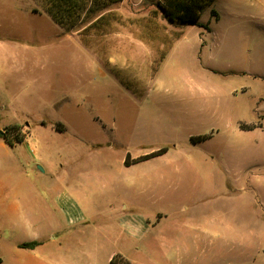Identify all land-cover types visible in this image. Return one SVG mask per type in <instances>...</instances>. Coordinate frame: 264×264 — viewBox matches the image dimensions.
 <instances>
[{"label":"rangeland","instance_id":"rangeland-1","mask_svg":"<svg viewBox=\"0 0 264 264\" xmlns=\"http://www.w3.org/2000/svg\"><path fill=\"white\" fill-rule=\"evenodd\" d=\"M106 13L112 29L91 32L85 46L42 3L0 0V132L18 124L25 139L16 148L0 139V193L5 199L12 188L39 189L54 164L76 156L84 175L104 172L123 182L116 199L128 207V220L156 221L161 212L193 221L202 234L206 221L220 224V235L185 253L181 231L169 251L146 235L154 251L142 250L135 264H264V196L252 189L263 180L253 179L243 160L264 131L240 128L264 126V0H213L196 25L185 27L147 0H122ZM229 141L240 159L223 163ZM163 149L125 166L127 156L132 163ZM207 155L217 171L207 163L214 189L205 194L198 192L206 182L202 164L193 161ZM109 205L99 202L100 209ZM13 219L0 206L1 264H37L28 255L36 260L41 252L20 248L31 232ZM94 264L110 263L98 255ZM118 264L129 262L119 257Z\"/></svg>","mask_w":264,"mask_h":264},{"label":"crops","instance_id":"crops-1","mask_svg":"<svg viewBox=\"0 0 264 264\" xmlns=\"http://www.w3.org/2000/svg\"><path fill=\"white\" fill-rule=\"evenodd\" d=\"M247 126L255 127L246 132L264 131L261 123ZM227 146L230 148V154L224 156L221 161L223 163L239 161L240 155L236 150L234 151L233 142H227ZM249 148L248 155L243 159L246 169L251 170L250 175L253 179L263 180L257 189L254 186L252 189L253 192L260 191L264 196V137L259 136L257 140H253ZM216 156L222 157L221 153ZM87 158L94 159L93 156ZM79 160L78 157L73 156L60 160L59 164H54L50 169L49 178L39 189L31 186L12 188L7 191L5 199L0 193V206L10 215H16L18 218L13 219L14 226L18 227L21 224L22 228L31 232L30 240L26 243H39L34 249H25L41 252L36 260L29 254L28 256L34 261L28 263L94 264L96 256L103 255L110 264L114 257L124 258L129 264H135L134 259L142 255V250L151 249L145 243L146 240L143 241L146 235L159 238L163 243L162 249L169 251L175 248L171 246L175 230L181 231L184 244L182 252L185 253L190 252L191 246L199 247L200 243L212 240L213 235L221 234L220 224L216 220L206 221L201 226L207 230V234L198 232L200 227L191 220L180 223L169 220L167 214L161 212L158 213L156 221L145 218L128 220L130 218L127 214L128 207L118 203L116 199L119 192L125 193L123 182L119 181L118 176L112 177L104 172L98 175H84L78 167L82 162ZM194 160L193 162L202 164L201 174L206 177L204 187L199 188L198 192L206 194L213 191L212 180L207 181L208 171L210 172L207 163H214L213 169L216 173L215 161L208 155L195 157ZM89 161L88 163H92L91 160ZM237 173L238 168L231 167V176L235 177ZM105 183L106 189L101 190V186L104 187ZM134 188L136 191V186ZM190 190L191 194L197 192L196 188ZM101 201H110L107 209H100ZM189 206L191 210L197 208L192 202ZM253 206V203L249 205V207ZM95 217L108 220L95 224L93 221ZM49 241L52 245L48 246L46 242ZM111 242L117 245L104 250L105 245Z\"/></svg>","mask_w":264,"mask_h":264},{"label":"trees","instance_id":"trees-1","mask_svg":"<svg viewBox=\"0 0 264 264\" xmlns=\"http://www.w3.org/2000/svg\"><path fill=\"white\" fill-rule=\"evenodd\" d=\"M43 4L44 10L50 15L52 20L61 28L68 31H77L83 39L84 45L89 46L87 37L93 31L106 32L108 34L112 29L113 15L106 13L110 6L120 3L122 0H36ZM152 1L164 19L176 26H193L201 19V13L203 9L211 5L213 0H147ZM87 19H91L89 24L84 30L78 29L80 24ZM181 36L178 35L177 39ZM167 53L162 57L161 61H164ZM255 126H247L240 124V128L243 131H249L254 129ZM21 126L16 124L6 129L5 134L0 132V139L11 148H16L19 144H22L25 139L21 137ZM11 134H16L17 138H11ZM210 137H204L199 139H192L195 142L205 141ZM166 149L152 153L145 157L139 158L130 163L129 156L125 160L126 166H131L139 162L147 161L149 159L158 157L166 153ZM39 245L38 242H31L21 244L20 248L34 249ZM118 258L114 257L111 260V264H118ZM2 260L0 258V264Z\"/></svg>","mask_w":264,"mask_h":264}]
</instances>
